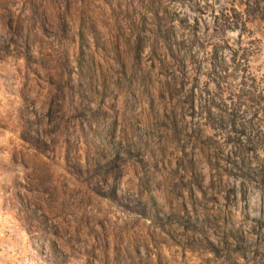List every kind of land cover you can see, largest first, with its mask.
Instances as JSON below:
<instances>
[{
  "label": "rangeland",
  "instance_id": "1",
  "mask_svg": "<svg viewBox=\"0 0 264 264\" xmlns=\"http://www.w3.org/2000/svg\"><path fill=\"white\" fill-rule=\"evenodd\" d=\"M0 264H264V0H0Z\"/></svg>",
  "mask_w": 264,
  "mask_h": 264
}]
</instances>
